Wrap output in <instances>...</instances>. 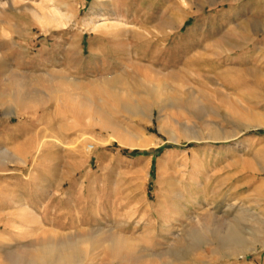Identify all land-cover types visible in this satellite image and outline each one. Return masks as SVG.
<instances>
[{"label":"rangeland","instance_id":"obj_1","mask_svg":"<svg viewBox=\"0 0 264 264\" xmlns=\"http://www.w3.org/2000/svg\"><path fill=\"white\" fill-rule=\"evenodd\" d=\"M252 212L264 0H0V264L77 238L81 264H264Z\"/></svg>","mask_w":264,"mask_h":264},{"label":"bare ground","instance_id":"obj_2","mask_svg":"<svg viewBox=\"0 0 264 264\" xmlns=\"http://www.w3.org/2000/svg\"><path fill=\"white\" fill-rule=\"evenodd\" d=\"M66 18H68L67 15L62 13L56 6L51 7L50 12L48 14H44L41 16L42 22H44L47 26H50V27L51 26L52 27L64 26L66 24V21H65ZM120 24L121 23H119L118 20H110L109 21L106 18H101L100 20L84 21V26L86 27V29H90V30L96 29L99 27H105V28L112 27L113 28V27L120 26ZM209 60H210V58H209ZM117 139L121 144L130 145V146L135 145L134 143L130 142L125 137L119 136ZM195 140H199V138L196 137ZM146 145H147L146 143L139 144V146H146ZM251 215H252V218L256 221H259L262 224V227L264 228V216L260 215V213H256V212H252ZM263 230L264 229H262V231ZM169 231H170V233H174L173 230H169ZM260 233H258V231L256 229L249 231V234L252 238V239L250 238L251 240L249 239L250 240L249 242L253 246L250 245L252 247L245 248L246 249L245 251H240L238 253V256H243L244 254H247L249 251L257 250V243H258V240H259L260 235H261ZM239 237L235 233L229 235V238H228L229 244L231 245V247H233V249H236L237 247L242 246V244L244 243V241ZM43 242H45V241H43ZM101 242H103V241H101ZM103 243H101V244L103 245ZM106 243H107L106 245L113 248V250H114V249H117L120 246L124 245L125 242H124V240L115 238V239H111V240L107 241ZM259 243L262 245L264 243V240H262ZM97 244H98V240H96L94 238H92L89 241H84L80 238H77L76 240L64 241V242H60V243H57V242L56 243H54V242L46 243L45 242L44 244H41L36 248L37 254L35 256L32 255V257H30L27 262L30 264H81L82 263V260H81L82 254L81 253L83 252V250H81V253H78V252L76 253V250H78V248L83 246V245L86 248H88V247H94ZM78 251L80 252V250H78ZM83 256H84V254H83ZM19 261H20V259L15 260V262H19Z\"/></svg>","mask_w":264,"mask_h":264}]
</instances>
